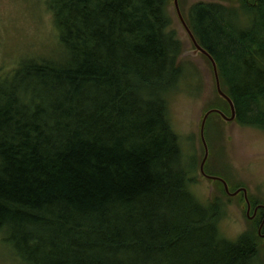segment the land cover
Masks as SVG:
<instances>
[{
  "label": "trees",
  "instance_id": "obj_1",
  "mask_svg": "<svg viewBox=\"0 0 264 264\" xmlns=\"http://www.w3.org/2000/svg\"><path fill=\"white\" fill-rule=\"evenodd\" d=\"M238 1L180 7L235 120L264 129V0ZM47 4L60 57L0 76V231L11 252L23 264H258L260 216L227 238L220 205L190 189L195 159L169 116L185 76L173 0ZM220 98L214 107L230 115Z\"/></svg>",
  "mask_w": 264,
  "mask_h": 264
},
{
  "label": "rangeland",
  "instance_id": "obj_2",
  "mask_svg": "<svg viewBox=\"0 0 264 264\" xmlns=\"http://www.w3.org/2000/svg\"><path fill=\"white\" fill-rule=\"evenodd\" d=\"M48 0H0V76L5 75L23 59L59 58L58 30ZM203 0H179L187 11L194 2ZM238 7V0H204ZM173 27L182 41L180 63L185 76L177 90L169 96V116L180 135L183 151L195 159L191 191L204 203L215 201L222 209L220 229L230 239L253 229L255 218L247 215L243 192L229 195L223 184L203 177L200 165L205 148L200 135L201 121L205 113L222 99L216 88L212 64L202 54L192 55L195 47L185 31L175 6H170ZM61 46V45H60ZM205 128L209 157L205 171L224 178L231 191L240 187L248 190L251 201L264 204V129L227 121L211 114ZM207 124V123H206ZM261 216V212L259 213ZM252 215V211L250 212ZM258 229V226H256ZM259 231V229H258ZM260 233V232H259ZM0 231V264H23L5 243ZM257 263L264 264V235L258 234Z\"/></svg>",
  "mask_w": 264,
  "mask_h": 264
},
{
  "label": "water",
  "instance_id": "obj_3",
  "mask_svg": "<svg viewBox=\"0 0 264 264\" xmlns=\"http://www.w3.org/2000/svg\"><path fill=\"white\" fill-rule=\"evenodd\" d=\"M173 2H174L175 9L177 11L178 17H179V19H180L185 31L189 35V37H190V39H191V41H192V43H193V45L195 47L194 50L190 51V54L196 55V54L200 53V54H203V55L207 56V58L210 60V62L212 64V68H213L214 75H215V80H216L217 91H218L220 97H222V98H224L225 100L228 101V103L230 105V108H231V114L230 115H227L221 109L213 108V109L208 110L205 113V115L203 116V118H202L201 126H200V135H201V139H202V142H203V145H204V148H205V155H204V158H203V160L201 162V165H200V171H201L203 177L209 178L212 181H221L223 183L224 187H225L226 192L229 195H231V196H236L240 192H243L244 198H245V201H246V204H247V215L250 216L251 218H254L259 206L255 209L253 215H250L251 202H250V199L248 197L247 188L242 187V188H238L235 191H231L228 182L224 178H222L221 176L210 175V174H208L205 171V164H206V161H207V159L209 157V153H210L209 152V146H208V143H207V140H206V137H205V128H206V123H207L208 117H209L210 114L216 112V113L220 114L225 120L234 121L236 119V108H235V105H234V102H233L232 98L222 89L221 81H220V77H219L218 64H217L215 58L212 56V54L207 49H205L198 42L195 34L193 33V31L189 27L184 15H183V13L181 11L179 0H173ZM187 54H189V53H187V52L181 53L180 57L183 56V55H187ZM263 207H264V205H263ZM263 223H264V220H263ZM263 223L261 224V226H263Z\"/></svg>",
  "mask_w": 264,
  "mask_h": 264
},
{
  "label": "flooded vegetation",
  "instance_id": "obj_4",
  "mask_svg": "<svg viewBox=\"0 0 264 264\" xmlns=\"http://www.w3.org/2000/svg\"><path fill=\"white\" fill-rule=\"evenodd\" d=\"M240 188H242V187H240ZM263 205L264 204H262V203H257L255 206H253L252 203H251L252 215H253L255 209L259 206V208L257 209L256 215L254 217H256L257 215H260L259 213L261 212L260 225H259V232L260 233H262V231L264 230V223H263V220H264V207H263ZM262 223H263V226H261ZM263 235H264V232H263Z\"/></svg>",
  "mask_w": 264,
  "mask_h": 264
}]
</instances>
